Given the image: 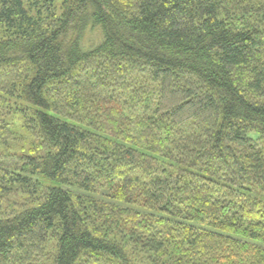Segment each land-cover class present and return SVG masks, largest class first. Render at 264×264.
I'll return each instance as SVG.
<instances>
[{"label":"trees","instance_id":"trees-1","mask_svg":"<svg viewBox=\"0 0 264 264\" xmlns=\"http://www.w3.org/2000/svg\"><path fill=\"white\" fill-rule=\"evenodd\" d=\"M0 264H264V0H0Z\"/></svg>","mask_w":264,"mask_h":264},{"label":"rangeland","instance_id":"rangeland-1","mask_svg":"<svg viewBox=\"0 0 264 264\" xmlns=\"http://www.w3.org/2000/svg\"><path fill=\"white\" fill-rule=\"evenodd\" d=\"M99 39V30L98 29H94L92 30V32H90V34L87 36L86 38V43L85 45L87 47H91L93 44H95ZM13 125H14V129L15 132L17 133V140L9 145V148L12 151H28L31 147L32 144L30 143V141L28 140V138L26 137V132H24L23 130H20L19 128V124L18 121H16V119L12 120ZM21 124V123H20ZM17 196V195H15ZM8 202H4V206H11L15 199L14 197L11 200H7Z\"/></svg>","mask_w":264,"mask_h":264}]
</instances>
